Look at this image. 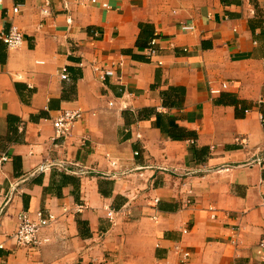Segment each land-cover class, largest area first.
<instances>
[{
  "label": "crops",
  "instance_id": "crops-1",
  "mask_svg": "<svg viewBox=\"0 0 264 264\" xmlns=\"http://www.w3.org/2000/svg\"><path fill=\"white\" fill-rule=\"evenodd\" d=\"M263 237L264 0H0V264H264Z\"/></svg>",
  "mask_w": 264,
  "mask_h": 264
},
{
  "label": "built area",
  "instance_id": "built-area-1",
  "mask_svg": "<svg viewBox=\"0 0 264 264\" xmlns=\"http://www.w3.org/2000/svg\"><path fill=\"white\" fill-rule=\"evenodd\" d=\"M49 0H46L48 2ZM96 1V0H91ZM19 7H14V12H18ZM184 29L191 30L193 26L191 25H183ZM3 41L7 44L9 48H18L22 45L24 37L21 29L17 25H12L8 33H2L1 35ZM158 43V39L154 38L151 41V47L149 49L150 53H155L154 46ZM161 63V62H160ZM104 73L106 75H112L113 70H105ZM63 79H67V72L61 74ZM83 116L81 109H64L59 112V114L53 119V125L55 128V138H67L73 127L76 125L78 121L81 120ZM139 152L137 151L136 154ZM7 157H4L6 160ZM117 212L113 209H109L107 215L109 219L113 220L116 217ZM55 220V215L49 213L48 215H44L42 212L37 213V219H33L27 212H23L20 214L19 223L16 231L13 233L14 239L21 246L29 248L31 250L37 249L42 244V240L40 239L39 232L40 230L51 224ZM261 248L264 250V237L261 239L260 244ZM183 258L187 260V255H184Z\"/></svg>",
  "mask_w": 264,
  "mask_h": 264
}]
</instances>
